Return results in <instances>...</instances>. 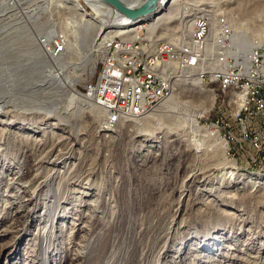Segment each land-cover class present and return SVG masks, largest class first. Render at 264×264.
I'll use <instances>...</instances> for the list:
<instances>
[{
  "label": "rangeland",
  "instance_id": "1",
  "mask_svg": "<svg viewBox=\"0 0 264 264\" xmlns=\"http://www.w3.org/2000/svg\"><path fill=\"white\" fill-rule=\"evenodd\" d=\"M166 1L161 7H166ZM214 2L219 4L215 10H220L216 28L212 27L210 10L190 9L188 18H182L193 33L197 14L209 16L212 40L202 56L204 66L189 75L179 72L173 95L137 124L133 119L139 117L123 114L110 123L108 111L88 92L89 86L97 84L107 52L99 45L101 39L93 41L89 55L76 49L79 55L71 64L78 66L71 73L75 89L95 98L93 109L83 112L73 103L69 112L61 111V123L53 116L41 122L39 110L29 108V103L18 108L12 105L9 109L14 112L7 121L0 115V264H264V187L247 184V180L228 184L204 181L201 174L225 160L234 162L236 171L247 178L255 180L264 172V146H255L239 123L237 95L242 90L239 85L248 78L242 76L239 85L224 88L213 76V70L222 69L219 58H243L246 66L237 73L251 71L258 64L264 66V59L260 63L252 59L256 51L264 55V0ZM15 4L16 11H26V3L20 5L19 0ZM79 4L94 17L84 0ZM30 5L26 21L2 27L0 43L18 39L5 37L13 28H26L29 39V18L33 17L46 30L47 39V48L41 47L43 54L38 52L36 60L48 65L53 57L65 64L60 54H54L53 41L62 35L61 29L65 37H73L68 23L75 15L52 8L50 0ZM119 18L114 26L113 18L108 19L110 27H123L120 21L129 20ZM221 20L228 23L232 50L236 35L254 37L261 45L246 54L218 56L211 43L225 41L228 34H224ZM144 24L137 31L146 36ZM177 25L175 22V29ZM33 35L32 49L41 45ZM94 35L95 31L90 33L91 39ZM155 37L153 42L170 41L159 33ZM200 73L198 88L192 80ZM69 91L62 86L56 91L44 89L36 97L47 107L63 106L68 104ZM207 91L211 102L204 96ZM247 98L252 96L247 94ZM167 103V114L146 117ZM154 117H160L161 122ZM38 121L43 129L40 133L31 131V125ZM256 121L261 119L251 120V129L264 132V125ZM209 126L215 132L207 130ZM205 130L206 136L225 143L224 157L218 156L215 142L204 138ZM41 139L47 140V146L39 145ZM70 179L76 181L71 183Z\"/></svg>",
  "mask_w": 264,
  "mask_h": 264
},
{
  "label": "bare ground",
  "instance_id": "2",
  "mask_svg": "<svg viewBox=\"0 0 264 264\" xmlns=\"http://www.w3.org/2000/svg\"><path fill=\"white\" fill-rule=\"evenodd\" d=\"M37 1H40V0H32L31 2L30 0H20V5L22 4L25 5L26 3L27 8L26 6L25 8L28 10L31 7V5L29 6V3L33 4ZM42 1H45V0H42ZM79 1L81 0H50L49 6H51L52 8L62 9L63 11H70V12H73V14L75 15L74 16L75 20L68 23V28L73 29L72 30L73 37L72 38L69 37L71 39H69L68 37H65L64 34L66 32L63 29L59 31L62 34L66 42L65 51L63 53H59L62 59L66 62L65 63L66 65L61 63V61L53 57L50 58L51 63L48 62V65H45L43 62H39L36 60L37 53L38 52L42 53L41 47L43 46L45 48L47 46L46 45L47 39H46V36L44 35L45 33L44 31L46 30H44L42 27L36 24L35 18L33 17L29 18L30 24H31L29 28V39H28L27 32L24 31L26 28H22L19 30H15L16 28H13L10 31L8 30L9 31L8 33H5V35H9V36H5L6 38L8 37V39L11 38V36L18 37V39L15 40V42H10L8 44L0 43V49H2L0 52V115L1 117L5 119L4 121H7L8 115L11 112H14L10 110L11 109L10 107H13L12 105L18 108L19 106H23V105L25 107L26 104L29 103V108L35 107L34 109L39 110L37 111V113L41 114L40 117H42L43 119L41 122L43 123H46V121L51 120L52 116L55 119H57L59 123H61L62 122L61 113H63L61 111L66 110V112H69V106L72 107L73 103L79 104L80 110H82L83 112L93 109L96 105V103L94 102L95 98L92 99L88 96L79 94L75 89L74 79L71 77V73L74 72L76 68H78V66L71 65L73 64V61L75 60L77 55H79L76 49L80 48L82 51H85L87 55H89L92 53V45L94 43L93 42L94 40H96L97 42L98 40L101 39L102 42L100 41L101 43H99V45L100 46L105 45V42L108 40V38L114 34L128 36L130 40L136 39L137 35H139V37L141 38L151 40L153 38H156L155 36L159 33L161 34V36H165L166 38L170 39L169 42L176 44V45H181L183 41H186V40L188 41L190 34H191L190 25L185 26V24L182 21L183 17H187L186 16L187 12L190 9H196V10L199 9L201 12L210 10L212 12L211 20H212L213 29L216 28L215 17L220 12L219 9L215 10V8H218L219 4L216 5L214 0L212 1L213 3L210 2L211 0L209 1L204 0L205 4L204 3L202 4L203 0H200V2H198L199 0H186L185 1L186 3L183 0H171V1L167 0L166 7L164 6L161 7V5L163 4V2H165V0H159L157 4V9L155 12L151 11L149 14L142 16V18H140L138 21L132 22L130 20L128 21L121 20L120 22L122 23L123 27L114 28L112 26H114L117 23V21L120 19L119 17H122V16L125 17L124 15H122L120 12H118L116 9L109 6L102 0H84V2L95 12L94 17H91L87 12L84 11L82 6L79 4ZM120 1L129 7L139 8L147 0H120ZM207 1L208 3L206 4ZM27 10L26 12L28 13ZM31 14L32 12L29 11V17ZM110 18H113L112 19L113 23L111 24L112 25L111 27L108 23L109 22L108 19ZM140 20H145L144 22L146 23L145 27L147 28L145 30V32L147 33L146 36L142 35L143 31L142 32L137 31L139 28H143L141 24H144V23L140 24L141 22ZM175 22L178 23L177 29H175L174 27ZM127 24H130V25L127 26ZM113 29H115V31H113ZM93 31H95V35L91 39L90 33ZM212 31L213 33L215 32V30H212ZM33 33L36 34V37H38V42L41 44V45H35L34 49H32L33 47L30 48V46L32 45L31 39L32 37H35ZM177 33H181V35L179 36V39L176 38ZM41 36L45 37L44 41H41V38H43ZM213 36H217V35H213ZM224 39L225 41L220 40L222 42L221 44L226 46L225 53H227L231 57L237 56L243 51H245V54H246V51L248 52L253 47L257 45H261L259 39H255L254 37L240 38L239 35H236V47L232 50L231 43H230V29H229L228 34H226V36L224 37ZM27 40H29V42H27ZM261 40L264 42V38ZM27 44H29V51H26V48H28ZM204 61L205 59L202 58L201 62H204ZM33 69H35L38 72V75H35ZM195 69H198V68L192 69L191 72L194 71ZM184 74L189 75L190 71H187ZM202 74L203 73H200L198 77L192 80L194 84L197 85L195 87L200 88V85H201L200 76ZM178 78L176 79L174 83L178 81ZM187 79L189 80L188 77ZM232 85H238V84H231V86ZM61 86L64 87L66 90L67 89L70 90L69 95L67 97L68 104H65L63 106L53 105V106L47 107L44 105V101H42L43 103L42 102L40 103V101L36 97L42 94L44 89L56 91ZM89 93L95 96L92 92H89ZM173 93H174V88H173ZM173 93L171 94V96L173 95ZM204 96L207 100L211 102L210 93L208 91L204 94ZM210 102H209V105H210ZM97 103L101 104V101L97 99ZM16 104H19V105H16ZM206 108H210V106ZM169 110H170V104L167 103V104L160 106L159 109L155 111L154 113L148 114V116L146 115V117H149V115L156 116L157 114H164V113L167 114ZM159 118H155L158 121V123L161 122ZM141 119L143 118L141 117L134 118L133 119L134 121L131 119V122L133 121L137 124V122ZM4 123L6 122H3V124ZM53 125H56V124H53ZM138 126L140 128V125ZM31 127H33L30 129L31 131H34L35 129H37V131L39 130L38 133H40V130L43 129L42 126H40V123L31 125ZM194 128L196 130L197 129L199 130L197 125H194ZM100 130L102 131L105 129L104 127H100ZM205 131L206 132L203 133V135L205 136L204 138L207 139L211 143L215 142L217 145L216 151L218 153V156L221 155L224 157L225 152H226L225 143H222L220 140H218L217 137L214 139H211L209 136L205 135L208 132L207 130ZM138 133H141V132H138ZM151 134H146V135L149 136ZM39 141H40L39 145L42 147H45L48 144L46 139H41ZM41 160L44 161L45 158L42 157ZM55 160H52V162L56 163L57 161ZM201 174L203 176L204 181L210 180V181H214L216 183L222 184L225 182L234 183V182H242L244 180H247L246 181L247 184L261 185L264 187V172H259L258 173L259 175L256 176L255 180L252 178H247L243 174L236 171V165L234 162H230L227 160L218 162L212 166H208L203 171H201ZM55 179L56 178L54 177V179L52 180H55ZM74 181L76 180L70 179L71 183H73ZM230 215L235 216V214L233 213H230Z\"/></svg>",
  "mask_w": 264,
  "mask_h": 264
},
{
  "label": "built area",
  "instance_id": "3",
  "mask_svg": "<svg viewBox=\"0 0 264 264\" xmlns=\"http://www.w3.org/2000/svg\"><path fill=\"white\" fill-rule=\"evenodd\" d=\"M16 2L18 0H0V35L2 27L24 22L28 18L25 10L21 12L15 10ZM198 14L194 20L193 33L190 34L188 41H183L181 45L169 41L154 43L139 35L134 40L124 35H112L108 38L104 45L107 52L102 61V71L97 84L89 86L88 90L101 101L99 105L108 111L110 123H115L121 114L126 117H142L155 110L173 93V84L179 77V72L183 74L203 65L202 56L207 50L208 42L212 40L209 39L211 25L209 26V16ZM220 26L226 34L227 21L221 20ZM221 43L219 39L211 43L218 56L225 54L226 46ZM52 48L55 55L65 51L66 42L62 35L54 38ZM254 54L252 57L254 62L260 63V60L264 59L263 54L257 51ZM220 64L222 69L216 72L213 70V76L224 88L231 84L239 85L242 76L248 78L246 83H242L244 85H239L242 87L237 95L240 96L237 108L240 115L239 123L247 129L250 135L248 136L255 146H264V132L255 131L250 127L251 120L258 118L261 121L256 122L264 125V66L258 64L251 71L237 73L246 66L243 58L240 57L238 60L229 57L226 60L219 58ZM222 70L226 73L222 74ZM243 88H246L244 93ZM247 94L252 98H247ZM257 109L259 114L256 113ZM213 128L209 126L206 129L215 132ZM252 131L254 132L251 133Z\"/></svg>",
  "mask_w": 264,
  "mask_h": 264
},
{
  "label": "water",
  "instance_id": "4",
  "mask_svg": "<svg viewBox=\"0 0 264 264\" xmlns=\"http://www.w3.org/2000/svg\"><path fill=\"white\" fill-rule=\"evenodd\" d=\"M102 1L108 4L109 6L113 7L114 9H116L118 12H120L129 20L138 21L140 18H142V16L149 14L151 11L155 12L159 0H147L139 8L129 7L124 3H122L120 0H102ZM140 21H139L140 24L145 22V20H140Z\"/></svg>",
  "mask_w": 264,
  "mask_h": 264
}]
</instances>
